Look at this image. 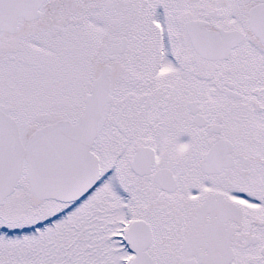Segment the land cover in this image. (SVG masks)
I'll list each match as a JSON object with an SVG mask.
<instances>
[{
  "label": "snow or ice",
  "instance_id": "6c2138e0",
  "mask_svg": "<svg viewBox=\"0 0 264 264\" xmlns=\"http://www.w3.org/2000/svg\"><path fill=\"white\" fill-rule=\"evenodd\" d=\"M0 264H264V0H0Z\"/></svg>",
  "mask_w": 264,
  "mask_h": 264
}]
</instances>
